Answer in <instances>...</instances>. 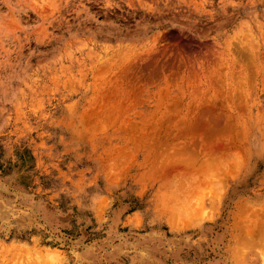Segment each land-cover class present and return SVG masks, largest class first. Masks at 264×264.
<instances>
[{
  "label": "rangeland",
  "instance_id": "rangeland-1",
  "mask_svg": "<svg viewBox=\"0 0 264 264\" xmlns=\"http://www.w3.org/2000/svg\"><path fill=\"white\" fill-rule=\"evenodd\" d=\"M0 264H264V0H0Z\"/></svg>",
  "mask_w": 264,
  "mask_h": 264
},
{
  "label": "bare ground",
  "instance_id": "bare-ground-1",
  "mask_svg": "<svg viewBox=\"0 0 264 264\" xmlns=\"http://www.w3.org/2000/svg\"><path fill=\"white\" fill-rule=\"evenodd\" d=\"M146 65H147V64H146ZM147 66H148V65H147ZM139 68H140V66H139ZM204 109H206V108H204ZM204 109H203V110H204ZM211 110H212V109H211ZM213 112H214V111H213ZM213 114H214V113H213ZM207 115H208V114H207ZM200 116H201V115H200ZM203 116H204V114H203ZM212 117L214 118V115H213ZM202 118H204V117H201V119H202ZM205 119H207V118H205ZM205 119H204V120H205ZM214 120H215V119H214ZM205 121H206V120H205ZM210 121H212V119H211ZM216 121H217V120H216ZM208 122H209V121H208ZM208 122H207V123H208ZM213 122H214V121H213ZM214 123H217V122H214ZM218 123H221V122H218ZM225 123H226V122H225ZM211 124H212V123H211ZM190 125H191V123H190ZM226 125H228V124H226ZM196 126H197V125H196ZM197 127H198V126H197ZM216 127H217V126H216ZM193 128H194V126H193ZM200 128H202V127H200ZM207 128H208V127H207ZM207 128H206V129H207ZM209 128H210V127H209ZM186 214H187V212H186ZM179 219H181V218H179ZM174 220H175V218H174ZM171 221H172V220H171ZM187 221H188V220H187ZM187 221H186V222H187ZM172 222H174V221H172ZM172 222H171V223H172ZM187 223H188V222H187ZM173 225H174V224H173Z\"/></svg>",
  "mask_w": 264,
  "mask_h": 264
}]
</instances>
